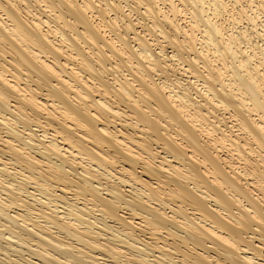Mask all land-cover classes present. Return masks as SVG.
I'll return each instance as SVG.
<instances>
[{
  "label": "bare ground",
  "instance_id": "bare-ground-1",
  "mask_svg": "<svg viewBox=\"0 0 264 264\" xmlns=\"http://www.w3.org/2000/svg\"><path fill=\"white\" fill-rule=\"evenodd\" d=\"M0 264H264V0H0Z\"/></svg>",
  "mask_w": 264,
  "mask_h": 264
}]
</instances>
